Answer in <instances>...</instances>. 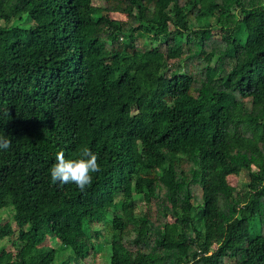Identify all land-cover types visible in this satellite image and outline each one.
Segmentation results:
<instances>
[{"label":"trees","instance_id":"obj_1","mask_svg":"<svg viewBox=\"0 0 264 264\" xmlns=\"http://www.w3.org/2000/svg\"><path fill=\"white\" fill-rule=\"evenodd\" d=\"M0 135V264H264V0H0Z\"/></svg>","mask_w":264,"mask_h":264},{"label":"clouds","instance_id":"obj_2","mask_svg":"<svg viewBox=\"0 0 264 264\" xmlns=\"http://www.w3.org/2000/svg\"><path fill=\"white\" fill-rule=\"evenodd\" d=\"M11 140L6 135H0V150H8ZM102 171L98 156L89 148L81 149L79 158L66 159L63 151L56 154V162L50 169L51 181L60 184H72L84 192L93 183V174Z\"/></svg>","mask_w":264,"mask_h":264},{"label":"rangeland","instance_id":"obj_3","mask_svg":"<svg viewBox=\"0 0 264 264\" xmlns=\"http://www.w3.org/2000/svg\"><path fill=\"white\" fill-rule=\"evenodd\" d=\"M228 181H229V183L232 186H234L238 191H240V190L246 188V185L249 182V175H248L247 172H242L239 176H230L228 178ZM5 215H7V214H5ZM8 221L14 222L13 218H10ZM31 237H32V233H27L23 238H20L19 241L27 242V241H29L31 239ZM59 246H61V245H59ZM64 247H66V246H64ZM0 248H3V250L5 248V250L8 251V257L11 260V258L13 257V253H12V250H11V248L9 246L8 241L0 242ZM67 248H68L67 252H63L62 250H60V253H59L60 255H62V257L65 256L64 257L65 260H67V258H68L67 256L68 255H71L70 248L69 247H67ZM97 255H100L102 258H105V260H106V257H105V255L103 253L97 251ZM98 262L101 263V259L100 258H97L94 264H98ZM106 262H107V260H106ZM88 263H89L88 260H83L82 262L76 260V264H88Z\"/></svg>","mask_w":264,"mask_h":264}]
</instances>
